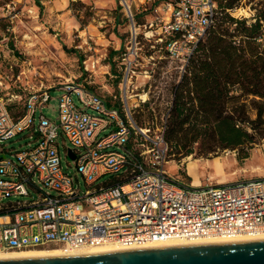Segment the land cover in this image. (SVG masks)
<instances>
[{"label": "built area", "instance_id": "obj_1", "mask_svg": "<svg viewBox=\"0 0 264 264\" xmlns=\"http://www.w3.org/2000/svg\"><path fill=\"white\" fill-rule=\"evenodd\" d=\"M119 1L129 21L120 56L126 70L123 107H109L104 96L68 81L57 88L62 94L59 121H54L43 112L52 88L19 86L23 97L11 93V86L3 88L0 80V253L50 246L75 250L115 244L128 250L165 241L264 239V178L200 186L184 182L168 170V118L152 135L132 116L136 105L130 102V85L141 39L188 65L218 20L219 0ZM236 9L228 11L233 15ZM85 69L92 71L89 64ZM17 99L24 108L15 118L11 106ZM26 131L36 137L34 146L7 148V140ZM60 138L71 144L65 155L70 157V150L75 154L86 191L77 188L75 177L63 167ZM107 175L115 177L98 183ZM31 190L38 192L37 199Z\"/></svg>", "mask_w": 264, "mask_h": 264}, {"label": "rangeland", "instance_id": "obj_2", "mask_svg": "<svg viewBox=\"0 0 264 264\" xmlns=\"http://www.w3.org/2000/svg\"><path fill=\"white\" fill-rule=\"evenodd\" d=\"M39 1L40 5L36 0H0V80L4 82L3 88L11 86V93L23 97L25 94L19 86L52 88L51 102L44 105L43 112L54 121H59L62 94L57 88L68 81L85 84L113 106H121L126 70L120 56L128 42L129 21L120 1ZM263 2L242 0L231 15L238 18L240 13L245 14L244 19L253 23L264 8ZM141 41V56L130 85L133 95L130 102L136 105L132 116L141 128H149L155 135L163 118H168L169 124L174 89L186 73L187 65L170 58L165 49L153 48L143 38ZM86 64L92 71L85 69ZM142 98L147 99L146 102H142ZM253 98L250 96L245 100L248 121L240 123L251 137L243 138L240 145L228 146L219 137H209L208 132L192 144V153H187L186 149L176 148L175 142L165 137L169 145L170 174L193 186L264 178V125L252 124L258 119ZM75 101L78 103L76 96ZM17 102L21 104L23 100L17 99ZM37 112L39 114L40 109ZM35 139L30 136V131H26L5 144L7 148L22 150L34 146ZM59 142L64 169L75 177L77 188L86 191L76 161L65 155V147H71V144L63 143L62 138ZM112 177L115 175L104 176L98 183ZM197 177L199 184H195ZM31 194L38 198L37 191L31 190Z\"/></svg>", "mask_w": 264, "mask_h": 264}, {"label": "trees", "instance_id": "obj_3", "mask_svg": "<svg viewBox=\"0 0 264 264\" xmlns=\"http://www.w3.org/2000/svg\"><path fill=\"white\" fill-rule=\"evenodd\" d=\"M241 2L219 0L216 24L199 42L175 86L165 137L187 153H192V144L208 132L209 137H219L233 147L250 138L240 127L248 121L245 100L250 96L258 111L252 124L264 125V8L256 21L249 23L228 11ZM36 3L40 5L39 0ZM108 106L114 107L109 102ZM23 108V102L13 104V116L19 117Z\"/></svg>", "mask_w": 264, "mask_h": 264}, {"label": "water", "instance_id": "obj_4", "mask_svg": "<svg viewBox=\"0 0 264 264\" xmlns=\"http://www.w3.org/2000/svg\"><path fill=\"white\" fill-rule=\"evenodd\" d=\"M69 155L75 158L72 150ZM0 264H264V239L0 259Z\"/></svg>", "mask_w": 264, "mask_h": 264}, {"label": "bare ground", "instance_id": "obj_5", "mask_svg": "<svg viewBox=\"0 0 264 264\" xmlns=\"http://www.w3.org/2000/svg\"><path fill=\"white\" fill-rule=\"evenodd\" d=\"M146 95H143V98ZM195 184H199L198 177L195 180ZM252 239H238V240H220V239H207V240H198L193 242L186 241H165L153 243L148 246V248H157V247H167V246H178V245H192V244H206V243H224V242H236V241H249ZM117 250H123L122 247H119L115 244H107L98 248H83L70 250L62 247L55 248H35V249H26V250H15L0 253V259H13V258H32V257H44V256H62V255H84V254H97L112 252Z\"/></svg>", "mask_w": 264, "mask_h": 264}]
</instances>
